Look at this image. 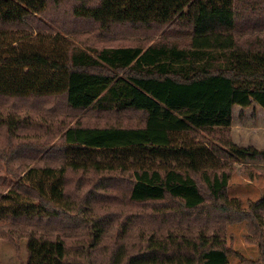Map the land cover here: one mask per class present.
<instances>
[{"label":"trees","instance_id":"16d2710c","mask_svg":"<svg viewBox=\"0 0 264 264\" xmlns=\"http://www.w3.org/2000/svg\"><path fill=\"white\" fill-rule=\"evenodd\" d=\"M38 16L59 28L64 19L91 22L102 33L122 26L170 27L171 33L185 30L189 42L181 46L162 37L149 46L88 51L61 33L45 34ZM0 98L61 99L72 110L118 114L119 124L99 128L0 112V160L15 178L0 194V220L84 219L81 213L92 203L106 200L97 191L79 200V189L70 183L82 174L93 175L97 190L119 197L140 222L164 211L258 221L254 259L223 235L205 231L141 234L133 242L119 232L107 239L108 222L99 218L91 220L79 245L27 233L23 264H231L233 257L264 264V223L258 214L264 197L248 209L231 198V174L223 162L264 159V149L240 147L226 134L236 105L264 108V0H0ZM128 112L139 119L123 124L119 116ZM102 129L126 137L102 148L89 146ZM104 175L113 178L109 182Z\"/></svg>","mask_w":264,"mask_h":264},{"label":"rangeland","instance_id":"374dc122","mask_svg":"<svg viewBox=\"0 0 264 264\" xmlns=\"http://www.w3.org/2000/svg\"><path fill=\"white\" fill-rule=\"evenodd\" d=\"M41 21V28L45 34L58 32L70 39L76 46L93 50L109 46H149L155 41L165 37L181 46L188 45L189 35L180 32L171 33L170 27L163 31H149L144 26H122L111 33H102L97 30V26L91 22H84L81 25H75L64 19L65 25L61 22L59 28L56 24L44 16H38ZM168 34L162 36L163 34ZM183 32V33H182ZM61 99H44L37 101H17L13 102L0 98V112L3 114L15 113L21 117H28L29 120L41 121L42 118L48 122L65 121L75 124L77 121L85 126L97 125L99 128L116 127L117 115L110 111L99 113L95 110H72L64 106ZM120 122L125 124L139 119L138 114L128 112L120 114ZM43 120V119H42ZM129 120V121H128ZM133 120V121H132ZM43 122V121H42ZM240 147H255L264 149V108L259 104H253L248 108L235 106L233 123L226 132ZM56 135L55 138H57ZM124 132L112 129H102L95 136L89 139L88 145L91 147L102 148L109 142L124 139ZM206 138V137H205ZM210 140L209 138H206ZM212 140V139H211ZM55 140L53 143H55ZM52 143V144H53ZM224 160V161H223ZM225 162V171L230 172L228 194L231 198H238L242 202V207L248 209L252 202L264 197V159L240 160L232 157L223 159ZM21 160H14L20 170L24 167L19 165ZM49 164L55 165L56 162ZM40 162L37 165H42ZM15 168H17L15 166ZM18 169V168H17ZM109 177V179H107ZM80 178L83 180L79 181ZM106 181L112 180V175H104ZM15 178L6 169L5 163L0 160V194L7 192L15 184ZM96 178L93 175H73L70 186L72 189H79V200L86 201L89 192L97 191L99 196L106 200L102 205L92 203L84 211L83 217H74L72 219H42L32 220H0V264H23L27 258L26 252V234L34 231L40 234L61 236L73 245H79L83 238L91 231V220L102 218L108 224L104 227L107 239L114 240L118 233L126 236V240L133 242L141 234L149 236H166L168 234H188L197 235L200 231L207 234L218 233L226 238L229 245L238 250L245 258H257L258 255V230L253 225L251 218L240 215L228 221H223L218 216L208 217L194 214L189 217H179L176 212L164 211L162 214H155V217L145 222H140L136 218V213L126 210V205L121 203L120 198L116 197L102 189L95 187ZM114 194H118L114 192ZM142 211H138V215ZM147 213H150L148 210ZM170 218L165 219L168 215ZM264 223V210L258 212ZM257 228V227H256ZM240 257L231 258V264H243Z\"/></svg>","mask_w":264,"mask_h":264}]
</instances>
